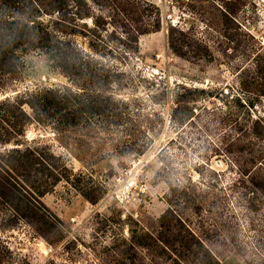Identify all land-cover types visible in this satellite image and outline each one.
<instances>
[{"label":"rangeland","instance_id":"obj_1","mask_svg":"<svg viewBox=\"0 0 264 264\" xmlns=\"http://www.w3.org/2000/svg\"><path fill=\"white\" fill-rule=\"evenodd\" d=\"M258 118L264 0H0V264H249Z\"/></svg>","mask_w":264,"mask_h":264},{"label":"trees","instance_id":"obj_2","mask_svg":"<svg viewBox=\"0 0 264 264\" xmlns=\"http://www.w3.org/2000/svg\"><path fill=\"white\" fill-rule=\"evenodd\" d=\"M263 119L258 118L254 121L253 126L251 128L252 133L262 139V134L264 132V124ZM242 136L244 137L243 133ZM234 141L236 144H243V138L237 135L234 136ZM245 149L243 147H238L237 152L239 154H243ZM242 158V157H241ZM264 157L256 156L252 160V163L256 162L257 160L259 163L257 164V170L261 175L264 177ZM241 171L239 172V174ZM243 174V173H242ZM241 177V175H240ZM253 186L263 194L264 198V182L256 183L254 180L252 181ZM264 203V202H263ZM252 213H248V221L243 223L242 225H237L238 229L242 231L244 236L252 235L254 241L247 242L246 245L248 246V251L252 258H249V264H264V207L255 209L253 206L250 207ZM213 261V260H212ZM212 261H206V264H213Z\"/></svg>","mask_w":264,"mask_h":264}]
</instances>
